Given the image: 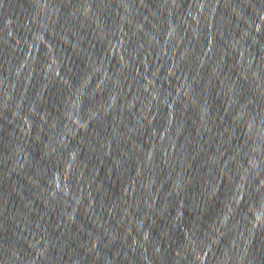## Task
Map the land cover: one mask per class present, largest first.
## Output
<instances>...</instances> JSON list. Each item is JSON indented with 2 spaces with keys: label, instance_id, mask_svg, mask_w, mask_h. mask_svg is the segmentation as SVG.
Here are the masks:
<instances>
[{
  "label": "water",
  "instance_id": "water-1",
  "mask_svg": "<svg viewBox=\"0 0 264 264\" xmlns=\"http://www.w3.org/2000/svg\"><path fill=\"white\" fill-rule=\"evenodd\" d=\"M0 264H264V0H0Z\"/></svg>",
  "mask_w": 264,
  "mask_h": 264
}]
</instances>
